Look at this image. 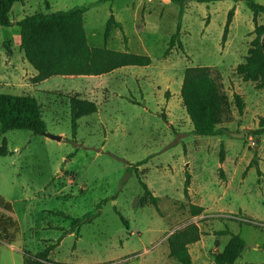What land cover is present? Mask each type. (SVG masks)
<instances>
[{"label":"rangeland","instance_id":"rangeland-1","mask_svg":"<svg viewBox=\"0 0 264 264\" xmlns=\"http://www.w3.org/2000/svg\"><path fill=\"white\" fill-rule=\"evenodd\" d=\"M97 1L24 0L11 8L12 26L0 27V94L34 98L45 125L42 135L0 136V218L11 225L0 241V264H24L25 253L46 249L47 264H176L167 239L189 224L201 233L188 246L192 264H213L230 235L245 243L234 264H264V134H250L264 121V89L235 73L256 38L249 3H186L178 35L182 50L174 47L168 54L179 7L166 0H112L60 18L56 26L35 25L33 42L44 67L84 47L127 50L151 64L34 84L36 73L24 60L15 23ZM110 18L122 32L111 26L104 38ZM256 24L264 27V15ZM191 67L210 69L218 86L226 104L216 126L226 131L222 136L192 135L180 100L183 73ZM233 95L244 104L241 115ZM69 98L96 106L95 114L78 120L74 136ZM140 162L136 174L127 173ZM138 180L157 199L158 211ZM190 205L201 207V215L192 217ZM85 216L88 222L71 230ZM222 231L229 235H216Z\"/></svg>","mask_w":264,"mask_h":264},{"label":"trees","instance_id":"trees-1","mask_svg":"<svg viewBox=\"0 0 264 264\" xmlns=\"http://www.w3.org/2000/svg\"><path fill=\"white\" fill-rule=\"evenodd\" d=\"M23 1L24 0H0L1 28H9L12 26L11 21L8 19L11 8L14 4H21ZM111 1L112 0H98L89 7H78L67 12H58L56 14L25 16L15 23L19 28V48L23 53L24 60L36 73L32 78L34 84L42 83L53 77H101L121 68H144L150 66L151 62L147 56L132 54L127 50L116 52L105 48L84 47L50 67H44L33 42V27L35 25L51 22L56 26L60 18L70 16L74 13L82 14L89 8L99 7ZM166 1L179 7L175 33L170 37L165 51V54H168L174 47L178 50H182L178 35L180 31V20L183 15V5L190 2L210 4L223 0ZM232 1H244L249 3V11L252 14L254 25L253 32L256 36L244 59V63L236 67L235 73L240 77L242 82L255 83V88L257 90L264 89V39H262L264 38V27L257 26L256 24V17L264 15V5L257 4L253 0ZM232 16L233 10L231 9L227 14L223 29L222 43L226 39ZM111 26H114L118 31L122 32L121 25L114 23L113 19L110 18L106 22L104 38H107L108 29ZM180 100L192 126V135L200 137H217L225 134L226 131L224 129H217L216 126L220 116L226 109V104L220 96L218 86L211 75L210 69L205 67H191L185 69L180 88ZM233 100L238 114L241 115L244 109L243 102L238 95H233ZM95 113L96 106L93 103H87L76 98H69V117L72 135L74 136L76 134L78 120ZM259 127L258 130L250 133L254 138H259L264 134V121L260 122ZM9 131H24L32 135H42L45 133V125L41 119L40 108L34 98L0 94V136ZM144 162L137 163L135 167L128 168L127 173L131 174L132 171H134L136 174L138 171L137 167L144 164ZM219 162H223L222 147ZM256 173L259 174L257 168ZM138 183L148 204L151 205L155 211H158L157 199L151 195L145 184L139 180ZM188 186L189 176L185 174V198L187 197ZM189 211L192 217H197L201 215L203 209L190 205ZM55 216L68 219V217L62 213L55 214ZM88 220L89 216L74 220L71 224V230H77L79 225L88 222ZM120 220L125 224L121 217ZM9 226L11 225L6 222L4 218H0V241L8 236L7 230ZM216 235H229V233L222 231L216 233ZM200 236L201 233L193 224L186 225L173 232L167 239L169 258L174 260L176 264H192L188 253V246L196 243ZM244 247L245 243L238 235H230V240L223 248L222 252L214 256L213 264H234L241 255ZM47 252L48 250L46 249L34 256L25 253L23 257L24 264H47Z\"/></svg>","mask_w":264,"mask_h":264},{"label":"water","instance_id":"water-1","mask_svg":"<svg viewBox=\"0 0 264 264\" xmlns=\"http://www.w3.org/2000/svg\"><path fill=\"white\" fill-rule=\"evenodd\" d=\"M264 39V38H262ZM230 137H233V138H243V134H241L240 136L237 135V134H229ZM46 137H48L49 139L51 140H55V141H60V137H55V136H50V135H46ZM256 142H257V139H256Z\"/></svg>","mask_w":264,"mask_h":264}]
</instances>
